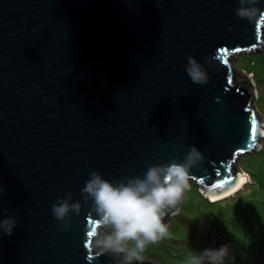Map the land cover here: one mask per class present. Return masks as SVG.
<instances>
[{"label":"water","instance_id":"95a60500","mask_svg":"<svg viewBox=\"0 0 264 264\" xmlns=\"http://www.w3.org/2000/svg\"><path fill=\"white\" fill-rule=\"evenodd\" d=\"M239 7L0 0V219L15 218L11 235L0 230V264H116L88 235L98 226L81 189L93 171L143 178L194 146L203 160L189 179L200 193L233 190L236 162L263 137L257 90L233 55L261 49L264 19H241ZM188 56L207 83L191 81ZM68 195L81 210L65 229L51 208Z\"/></svg>","mask_w":264,"mask_h":264},{"label":"clouds","instance_id":"9594fccd","mask_svg":"<svg viewBox=\"0 0 264 264\" xmlns=\"http://www.w3.org/2000/svg\"><path fill=\"white\" fill-rule=\"evenodd\" d=\"M258 0H239L236 14L241 19L253 22L264 19V10L256 7ZM207 59V58H206ZM191 67L186 72L195 84H205L208 77L201 66L187 57ZM203 156L194 146H190L184 162L172 159L164 165L149 166L140 177H125L110 182L98 172H91L81 192L85 203L91 200L95 213V227L92 236L100 254H107L116 260V264L140 262L141 253L149 244H155L168 235V225L163 218L171 209H175L186 189L189 188L190 169L197 166ZM71 196L57 199L51 212L57 221L63 222L67 229L70 211L79 214L80 203H69ZM174 214V213H173ZM15 218L0 219V230L12 234ZM131 244V246H129ZM228 249L222 246L217 250L206 249L200 256L190 260V264H224Z\"/></svg>","mask_w":264,"mask_h":264},{"label":"rangeland","instance_id":"374dc122","mask_svg":"<svg viewBox=\"0 0 264 264\" xmlns=\"http://www.w3.org/2000/svg\"><path fill=\"white\" fill-rule=\"evenodd\" d=\"M233 60L234 69L244 71V77H252L251 83L257 89L254 108L264 125V45L237 53ZM260 142L258 149L241 155L236 162L251 174L253 182L236 197L210 201L189 179V188L176 210L169 211L170 223L164 222L168 235L149 244L141 257L160 264H190L193 255L226 246L224 264H264V136Z\"/></svg>","mask_w":264,"mask_h":264},{"label":"bare ground","instance_id":"6f19581e","mask_svg":"<svg viewBox=\"0 0 264 264\" xmlns=\"http://www.w3.org/2000/svg\"><path fill=\"white\" fill-rule=\"evenodd\" d=\"M262 122V120H261ZM263 125V123H262ZM261 135L264 136V125H263V128H262V132H261ZM261 142H259L260 144ZM240 174H241V181H237L235 183V186L233 188V190H230V191H227L223 194H213V195H208L207 199L210 200V201H215V200H221V199H225V198H228V197H236V193L239 192L240 190H242L245 185L249 182H253V177L251 176V174L246 171V170H240Z\"/></svg>","mask_w":264,"mask_h":264},{"label":"trees","instance_id":"16d2710c","mask_svg":"<svg viewBox=\"0 0 264 264\" xmlns=\"http://www.w3.org/2000/svg\"><path fill=\"white\" fill-rule=\"evenodd\" d=\"M240 83H241L242 85H246V84H245V83H246L245 81H242V82H240ZM206 199H207V198H206Z\"/></svg>","mask_w":264,"mask_h":264},{"label":"snow or ice","instance_id":"6c2138e0","mask_svg":"<svg viewBox=\"0 0 264 264\" xmlns=\"http://www.w3.org/2000/svg\"><path fill=\"white\" fill-rule=\"evenodd\" d=\"M88 235H92V231H89Z\"/></svg>","mask_w":264,"mask_h":264},{"label":"built area","instance_id":"2783aa9c","mask_svg":"<svg viewBox=\"0 0 264 264\" xmlns=\"http://www.w3.org/2000/svg\"><path fill=\"white\" fill-rule=\"evenodd\" d=\"M257 90V89H256Z\"/></svg>","mask_w":264,"mask_h":264}]
</instances>
